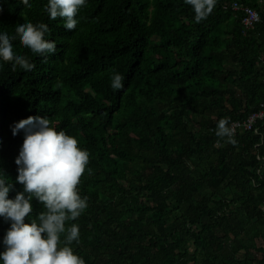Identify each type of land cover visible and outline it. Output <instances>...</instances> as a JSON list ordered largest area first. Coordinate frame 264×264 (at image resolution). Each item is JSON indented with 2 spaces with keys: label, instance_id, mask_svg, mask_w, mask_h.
<instances>
[{
  "label": "trees",
  "instance_id": "16d2710c",
  "mask_svg": "<svg viewBox=\"0 0 264 264\" xmlns=\"http://www.w3.org/2000/svg\"><path fill=\"white\" fill-rule=\"evenodd\" d=\"M235 1L260 9V0H217L196 23L185 0H86L68 31L49 18L48 0H29L30 8L0 0V34L42 22L57 45L42 57L12 41L32 71L0 58L8 199L24 190L15 163L24 132L13 136L12 127L45 116L89 153L77 186L88 207L66 222L79 226L71 247L85 264H264L262 137L216 135L221 119L229 128L264 103V22L245 31ZM114 73L124 78L120 90ZM31 203L26 224L46 211ZM10 226L0 217V252Z\"/></svg>",
  "mask_w": 264,
  "mask_h": 264
},
{
  "label": "clouds",
  "instance_id": "9594fccd",
  "mask_svg": "<svg viewBox=\"0 0 264 264\" xmlns=\"http://www.w3.org/2000/svg\"><path fill=\"white\" fill-rule=\"evenodd\" d=\"M217 0H185L195 13V22L205 20L214 10ZM22 3L31 7L29 0ZM86 6V0H48L46 11L49 18H62L64 27L72 31L77 27L78 10ZM2 11V9H0ZM50 34L45 23L25 22L15 27V34H0V58L12 62V70L17 66L25 71H32L35 64L23 55H14L12 41L19 38L22 46L33 54L46 57L57 51L55 41L45 39ZM123 76L114 73L111 87L123 88ZM228 118L221 119L217 125L218 137L228 136L231 130L226 127ZM21 130L24 141L15 163L18 166L16 181L23 185V192L17 193L14 200L8 199L14 185L7 176L0 178V217L11 221V226L3 238L4 251L0 252L3 264H85L75 255L71 247L79 243V226L66 222L77 220L88 207L87 197L81 198L77 186L89 163V153L78 147L76 138L64 131L57 132L50 126L45 116H29L12 127L13 136ZM36 198L46 209L37 220L26 224L25 217L33 212L31 201ZM64 235L63 241L61 235ZM61 244L63 246L61 247Z\"/></svg>",
  "mask_w": 264,
  "mask_h": 264
},
{
  "label": "built area",
  "instance_id": "2783aa9c",
  "mask_svg": "<svg viewBox=\"0 0 264 264\" xmlns=\"http://www.w3.org/2000/svg\"><path fill=\"white\" fill-rule=\"evenodd\" d=\"M234 12L243 14V26L245 31H251L259 24L264 22V0H260V9L253 8L242 2L235 1L230 6ZM264 128V103L260 106L259 110L251 114L245 121H237L231 124L229 129L234 136L239 130L254 131L256 134L261 135V143L256 145V148L261 147L264 144V134L262 129ZM257 159L261 161L260 167L257 169L256 174L264 180V155H257Z\"/></svg>",
  "mask_w": 264,
  "mask_h": 264
}]
</instances>
